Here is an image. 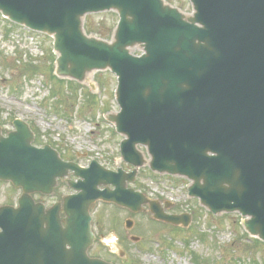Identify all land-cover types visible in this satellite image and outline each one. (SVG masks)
I'll return each instance as SVG.
<instances>
[{"label":"water","instance_id":"water-1","mask_svg":"<svg viewBox=\"0 0 264 264\" xmlns=\"http://www.w3.org/2000/svg\"><path fill=\"white\" fill-rule=\"evenodd\" d=\"M191 3L187 16L164 0H0L4 17L54 38L59 78L88 83L90 73L107 70L118 77L121 110L108 120L135 168L115 173L94 162L84 169L49 146L33 147L23 121L8 137L0 126V180L24 191L18 207H0V264H112L89 256L98 201L135 213L148 204L155 219L189 227V215H169L127 189L146 165L188 178L191 198L214 215L240 213L264 242V0ZM108 11L120 16L112 40L88 36L85 16ZM137 47L143 55H133ZM70 170L81 178L69 183L78 194L49 210L34 202L32 194H51Z\"/></svg>","mask_w":264,"mask_h":264},{"label":"rangeland","instance_id":"rangeland-1","mask_svg":"<svg viewBox=\"0 0 264 264\" xmlns=\"http://www.w3.org/2000/svg\"><path fill=\"white\" fill-rule=\"evenodd\" d=\"M165 1L187 16L193 14L189 0ZM118 21L115 11L84 18V24L107 38ZM10 23L0 14V125L4 132H12L13 122L20 119L37 132L35 145L51 146L64 161L84 168L96 161L112 171L131 172L133 168L120 153L124 137L107 121L109 115L120 111L116 76L107 70L90 73L88 83L59 80L53 75V40ZM131 52L141 53L138 47ZM27 65L35 69H27ZM142 151L149 161L146 148ZM191 185L185 177L159 175L149 165L144 166L128 187L163 206L171 204L169 214H189L190 226L157 221L149 206L133 214L115 205L97 203L91 213L98 241L90 249V256L114 264H264V244H252L254 240L243 226L245 218L238 213L212 215L197 199L189 198ZM56 192L36 199L50 208L73 193L66 183ZM21 195L20 190L0 181V206L17 205ZM127 220L134 221L131 230L126 228ZM132 236L139 241H131Z\"/></svg>","mask_w":264,"mask_h":264},{"label":"trees","instance_id":"trees-1","mask_svg":"<svg viewBox=\"0 0 264 264\" xmlns=\"http://www.w3.org/2000/svg\"><path fill=\"white\" fill-rule=\"evenodd\" d=\"M86 30H87V32L90 34H92V33H95V34H98V36H100L101 38H105V39H107V36H105V35H103V34H101V33H98V32H95L94 31V29L93 28H90V27H88V25H86ZM111 36V35H110ZM109 37V36H108ZM54 58V57H53ZM53 58H52V60H53ZM26 68L28 69V68H32L33 70L35 69V67H33L32 65H27L26 66ZM255 244H259L257 241L255 242Z\"/></svg>","mask_w":264,"mask_h":264},{"label":"flooded vegetation","instance_id":"flooded-vegetation-1","mask_svg":"<svg viewBox=\"0 0 264 264\" xmlns=\"http://www.w3.org/2000/svg\"><path fill=\"white\" fill-rule=\"evenodd\" d=\"M39 196H41V195H39V194L35 195L36 198H39Z\"/></svg>","mask_w":264,"mask_h":264}]
</instances>
